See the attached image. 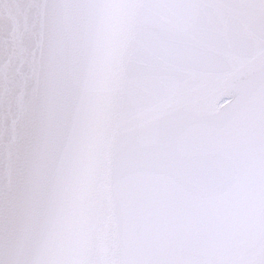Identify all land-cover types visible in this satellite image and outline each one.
<instances>
[{
	"label": "snow or ice",
	"instance_id": "6c2138e0",
	"mask_svg": "<svg viewBox=\"0 0 264 264\" xmlns=\"http://www.w3.org/2000/svg\"><path fill=\"white\" fill-rule=\"evenodd\" d=\"M0 264H264V0H0Z\"/></svg>",
	"mask_w": 264,
	"mask_h": 264
}]
</instances>
